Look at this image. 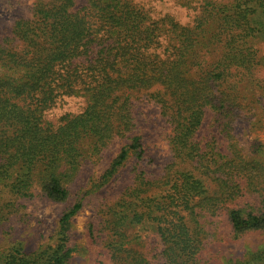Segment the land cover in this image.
I'll use <instances>...</instances> for the list:
<instances>
[{
	"label": "trees",
	"instance_id": "obj_1",
	"mask_svg": "<svg viewBox=\"0 0 264 264\" xmlns=\"http://www.w3.org/2000/svg\"><path fill=\"white\" fill-rule=\"evenodd\" d=\"M178 4L189 8L186 1ZM193 11L182 25L169 15L154 17L135 0H34L31 16L15 19L0 34L1 220L11 213L4 190L28 196L38 178L47 199L66 202L65 179L115 138L127 143L103 180L129 152L140 163V137L129 135L142 95L170 127L175 162L159 179L146 180L138 171L137 184L108 208L106 247L113 264H201L204 241L212 236L205 226L220 211L234 238L264 232V209L246 213L237 203L246 190L260 191L264 144H256L255 158L247 160L235 142L230 146V132L264 120V79L255 75L264 59L252 45L264 41V0H202ZM72 97L84 99L79 113L64 114L56 124L45 121L48 110ZM210 118L211 137L202 144L200 132ZM177 163H190L196 172L175 170ZM204 177L216 183L215 191ZM149 188L158 193L148 195ZM80 208L77 202L62 213L53 247L26 249L14 241L0 251V264H69V223ZM144 222L152 223L161 245L153 263L125 247L126 228ZM243 254L223 264H264L261 253Z\"/></svg>",
	"mask_w": 264,
	"mask_h": 264
},
{
	"label": "rangeland",
	"instance_id": "obj_2",
	"mask_svg": "<svg viewBox=\"0 0 264 264\" xmlns=\"http://www.w3.org/2000/svg\"><path fill=\"white\" fill-rule=\"evenodd\" d=\"M145 7L149 6L154 11L152 15L159 17L169 15L179 24H189L202 0H183L189 4V8L178 3L181 0H135ZM217 2L229 3L232 0H215ZM34 0H0V34L8 33L13 21L17 18H29ZM193 9V10H192ZM254 48L258 51L256 57L264 59V41L254 40ZM255 75L264 79V63L258 66ZM247 93V98H249ZM134 102V98H132ZM138 102V103H136ZM137 107L140 116L137 117L134 132L129 136L140 137L143 160L139 163L136 156L129 152L126 161L118 168L110 178L103 180L105 170L114 160L119 150L127 143L125 138H115L97 156L87 157L77 170L65 179V188L69 197L64 203H55L47 199L40 191L37 179L29 191V195L15 196L2 194V199H8L11 203L10 211L6 220L0 219V251L7 249L14 241L23 243L26 249H37L46 245L54 246L55 232L58 220L62 213L74 203L80 202L81 208L72 216L69 223V247L72 249L69 264H113L110 258V249L106 247L109 243L108 208L117 204L120 196L128 188L133 187L138 171L144 172L146 180L161 178L168 169L166 165L175 162L168 141L170 127L159 115V108L149 99L137 95ZM85 102L83 98H64L53 108L45 113V121L56 124L64 114H77ZM264 118L261 117V121ZM213 121L210 118L200 132L203 144L211 137ZM241 132H230V146L235 142L240 156L246 160L255 158L252 154L256 144H264V120L260 127ZM219 148L223 153L228 149V141L222 135ZM87 150V147L84 146ZM178 171L196 172L190 163H177L174 166ZM210 190H216V183L210 178H203ZM259 192L247 191L243 193L237 203L244 212L261 211L264 209V175L258 180ZM148 195L158 193L154 188H149ZM2 203V202H1ZM224 211L218 216L212 217L210 224L205 226L212 236L204 241L201 264H223L228 256L253 255L261 253L264 256V232H253L234 238L231 228L227 223ZM209 220V219H208ZM128 243L127 249L142 255L149 262H155L153 257L161 249L159 238L154 233L151 222H144L141 226L128 227L125 230Z\"/></svg>",
	"mask_w": 264,
	"mask_h": 264
}]
</instances>
